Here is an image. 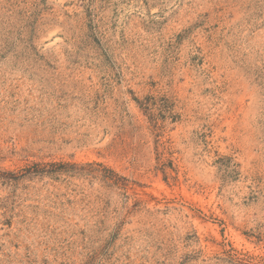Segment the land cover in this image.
<instances>
[{
    "label": "rangeland",
    "instance_id": "374dc122",
    "mask_svg": "<svg viewBox=\"0 0 264 264\" xmlns=\"http://www.w3.org/2000/svg\"><path fill=\"white\" fill-rule=\"evenodd\" d=\"M0 264H264V0H0Z\"/></svg>",
    "mask_w": 264,
    "mask_h": 264
}]
</instances>
